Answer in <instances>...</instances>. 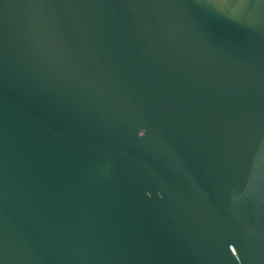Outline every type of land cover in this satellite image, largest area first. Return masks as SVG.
Returning a JSON list of instances; mask_svg holds the SVG:
<instances>
[{"label": "water", "instance_id": "95a60500", "mask_svg": "<svg viewBox=\"0 0 264 264\" xmlns=\"http://www.w3.org/2000/svg\"><path fill=\"white\" fill-rule=\"evenodd\" d=\"M0 264H264V0H0Z\"/></svg>", "mask_w": 264, "mask_h": 264}]
</instances>
